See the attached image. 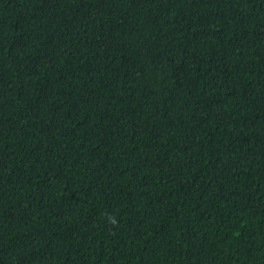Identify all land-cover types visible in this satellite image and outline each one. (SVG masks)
<instances>
[{
	"label": "trees",
	"instance_id": "obj_1",
	"mask_svg": "<svg viewBox=\"0 0 264 264\" xmlns=\"http://www.w3.org/2000/svg\"><path fill=\"white\" fill-rule=\"evenodd\" d=\"M0 264H264V0H0Z\"/></svg>",
	"mask_w": 264,
	"mask_h": 264
}]
</instances>
